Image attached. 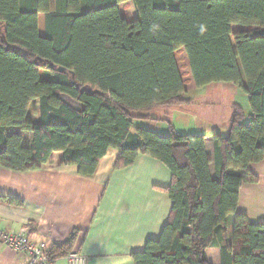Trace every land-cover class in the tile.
I'll return each mask as SVG.
<instances>
[{
	"label": "trees",
	"instance_id": "16d2710c",
	"mask_svg": "<svg viewBox=\"0 0 264 264\" xmlns=\"http://www.w3.org/2000/svg\"><path fill=\"white\" fill-rule=\"evenodd\" d=\"M127 2L135 20L119 11ZM216 83L241 88L249 114L234 104L226 135H213L212 176L204 134L134 123L163 122L148 113ZM110 149L116 169L143 155L171 174L169 219L134 264H208L215 237L222 264H264V225L236 213L241 185L258 182L249 166L264 160V0H0V170L74 166L88 178ZM73 243L47 250L49 264Z\"/></svg>",
	"mask_w": 264,
	"mask_h": 264
},
{
	"label": "crops",
	"instance_id": "0c3cea01",
	"mask_svg": "<svg viewBox=\"0 0 264 264\" xmlns=\"http://www.w3.org/2000/svg\"><path fill=\"white\" fill-rule=\"evenodd\" d=\"M165 109L168 113L177 111L174 107L160 108ZM190 127V135L206 136L205 152L213 176L214 134L194 121ZM116 159L117 151L110 149L88 178L77 175L74 166L30 173L1 169L0 196L17 202L0 200V233L23 234L46 251L72 238L71 252L85 258L86 264H134L133 255L143 252L148 240H157L169 219L172 204L162 190L169 187L171 174L147 156L139 155L125 169L115 168ZM248 169L258 182L241 185L236 213L251 224L264 225V160ZM233 223L234 217L228 216V243ZM214 243L206 250V260L222 264L219 238L215 237ZM27 259L0 241V264H27ZM52 264L69 263L60 258Z\"/></svg>",
	"mask_w": 264,
	"mask_h": 264
},
{
	"label": "rangeland",
	"instance_id": "374dc122",
	"mask_svg": "<svg viewBox=\"0 0 264 264\" xmlns=\"http://www.w3.org/2000/svg\"><path fill=\"white\" fill-rule=\"evenodd\" d=\"M119 10L127 19H136L131 4H121ZM38 29L40 35H43V15L38 18ZM182 97L190 100L191 103L179 107L175 106L174 109L177 108V111H171L170 113L166 109L148 113L151 118L160 119L163 122L136 121L134 126L154 132L160 137H166L172 133L190 135L192 132L190 125L194 121L200 127L203 126L210 135H224L228 130L227 123L232 115L234 104H239L246 114H249L247 97L241 88L230 83L211 84L198 90L189 87L187 93L183 94ZM37 107L38 102L34 101L28 113L30 119L35 120L37 118Z\"/></svg>",
	"mask_w": 264,
	"mask_h": 264
},
{
	"label": "built area",
	"instance_id": "2783aa9c",
	"mask_svg": "<svg viewBox=\"0 0 264 264\" xmlns=\"http://www.w3.org/2000/svg\"><path fill=\"white\" fill-rule=\"evenodd\" d=\"M0 241L13 253L26 255L27 264H49L43 245L30 241L23 234L1 232ZM65 258L69 264H86L85 258L77 252H72Z\"/></svg>",
	"mask_w": 264,
	"mask_h": 264
},
{
	"label": "water",
	"instance_id": "95a60500",
	"mask_svg": "<svg viewBox=\"0 0 264 264\" xmlns=\"http://www.w3.org/2000/svg\"><path fill=\"white\" fill-rule=\"evenodd\" d=\"M48 68L51 69V70H55V67L53 65H49ZM56 70H57V72H64V70L61 69V68H58Z\"/></svg>",
	"mask_w": 264,
	"mask_h": 264
}]
</instances>
